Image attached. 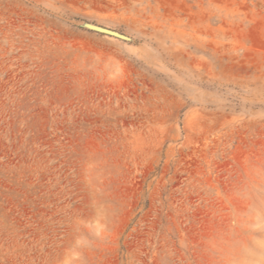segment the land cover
Returning <instances> with one entry per match:
<instances>
[{"label": "rangeland", "instance_id": "1", "mask_svg": "<svg viewBox=\"0 0 264 264\" xmlns=\"http://www.w3.org/2000/svg\"><path fill=\"white\" fill-rule=\"evenodd\" d=\"M0 264H264V0H0Z\"/></svg>", "mask_w": 264, "mask_h": 264}, {"label": "water", "instance_id": "2", "mask_svg": "<svg viewBox=\"0 0 264 264\" xmlns=\"http://www.w3.org/2000/svg\"><path fill=\"white\" fill-rule=\"evenodd\" d=\"M84 25L87 26V27H90L92 29L101 31V32H106V33L113 34V35H116V36H119V37H122V38H127L125 35L117 32V31L111 30L109 28H106V27H102V26H99V25L91 24V23H84Z\"/></svg>", "mask_w": 264, "mask_h": 264}]
</instances>
